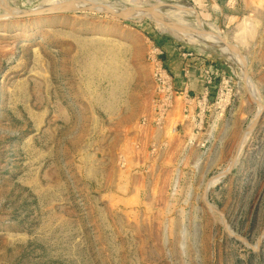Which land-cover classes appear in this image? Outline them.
<instances>
[{"label":"rangeland","instance_id":"obj_1","mask_svg":"<svg viewBox=\"0 0 264 264\" xmlns=\"http://www.w3.org/2000/svg\"><path fill=\"white\" fill-rule=\"evenodd\" d=\"M43 1L0 0V14ZM105 1L191 6L185 21L244 59L150 17L0 16V264H264V0H231L223 18L215 0ZM161 41L207 49L222 73L204 154L156 166L132 136L149 122L148 53Z\"/></svg>","mask_w":264,"mask_h":264},{"label":"crops","instance_id":"obj_2","mask_svg":"<svg viewBox=\"0 0 264 264\" xmlns=\"http://www.w3.org/2000/svg\"><path fill=\"white\" fill-rule=\"evenodd\" d=\"M215 1L217 6H222L221 18L225 17L223 13L228 10L238 11L236 8L233 9L231 0ZM210 4L213 8H217L211 0ZM206 11H209V9H206ZM161 42L160 44L165 49V59L174 73L175 85L180 91V95L177 97L175 106L169 112L164 124L161 126L153 125L152 112L156 92L155 86L152 85L154 86V93L149 102L150 109L143 116H148L149 122L146 124L143 121L142 125L137 126L138 130L132 136L142 144L149 143L153 158L152 162L156 166L169 164L173 161V156L180 151H202V155L204 154L203 141L206 135L202 130V125H197V121H199L197 99L203 91L202 70L205 67H212L215 71V79L210 86L209 99L217 95V85L222 73L221 63L216 60L210 61L205 54L208 51L207 49L197 51L172 41ZM185 66L188 67L187 73H185ZM187 93L189 100L185 97ZM221 123H223L221 119L216 118L214 121V124Z\"/></svg>","mask_w":264,"mask_h":264},{"label":"built area","instance_id":"obj_3","mask_svg":"<svg viewBox=\"0 0 264 264\" xmlns=\"http://www.w3.org/2000/svg\"><path fill=\"white\" fill-rule=\"evenodd\" d=\"M165 49L156 44L148 53V61L151 65L152 75L155 83V99L153 103L152 112V124L161 126L164 124L166 117L171 109L175 106L177 97L180 95V91L175 85V76L167 66L165 60ZM188 67L185 66V73H187ZM215 79V71L212 67H205L202 70L201 80L203 82V91L200 97L197 99L199 104L197 125L204 123V113L206 105L209 100L210 86ZM187 100H189L188 93L185 94ZM188 103V102H187ZM147 118H144V122Z\"/></svg>","mask_w":264,"mask_h":264},{"label":"bare ground","instance_id":"obj_4","mask_svg":"<svg viewBox=\"0 0 264 264\" xmlns=\"http://www.w3.org/2000/svg\"><path fill=\"white\" fill-rule=\"evenodd\" d=\"M76 0H44L41 5L37 6L33 10L42 9L49 6H55L63 3H69ZM78 1V0H77ZM92 3H95L104 9H124L127 10L128 13L126 15L127 18L132 20H141L144 17H150L156 20L158 23H160L162 26L167 28L168 30L174 32L176 35L185 38L190 41H194L197 43H206V44H215L217 46H224L225 44L223 41H219L218 39L214 38L210 32L200 31L199 29H195L198 31V37L192 35V31L190 30L193 28L189 23L185 21L186 15H193L197 16L196 12L194 11V8L188 5H178V6H159V7H150L151 10L155 13H148L145 11L143 7H134L135 10L129 11L128 9L131 7L126 6L125 3H115V2H109L105 0H87ZM85 5H81V7H84ZM133 9V8H132ZM31 10H17V12H11L9 10L5 11V13L0 14V16L6 15L8 17L16 16L17 15H24L27 12ZM22 12V13H20ZM5 17V16H4ZM197 18V17H196ZM167 21V23H166ZM194 29V28H193ZM213 32V31H212ZM224 44V45H223ZM228 48V47H227ZM229 52V51H228ZM231 55V54H230ZM240 57V56H239ZM259 111V110H258ZM258 114V113H257ZM247 135V134H246Z\"/></svg>","mask_w":264,"mask_h":264},{"label":"water","instance_id":"obj_5","mask_svg":"<svg viewBox=\"0 0 264 264\" xmlns=\"http://www.w3.org/2000/svg\"><path fill=\"white\" fill-rule=\"evenodd\" d=\"M81 5H85L84 7H81ZM145 11L148 13H153L155 14L150 7H144ZM129 11H133L135 10L134 8H129ZM70 11H92V12H100V13H109L112 15H117L118 17L121 18H125V19H129L126 17L128 11L124 10V9H119V8H114V9H104L103 7L92 3L90 1L87 0H76V1H72L69 3H63V4H59V5H55V6H49V7H45L42 9H38V10H31L29 12H27L24 15H18L15 17H35V16H41V15H51V14H59V13H64V12H70ZM167 23V21H166ZM190 30H193L192 32L194 33H198L197 30L191 28ZM223 39V38H222ZM223 43L229 48V50L237 53L240 57L243 58V55L241 53H239V51L236 49V47L234 45H232L231 43H229L227 40L223 39L222 40ZM244 59V58H243ZM245 61V60H244ZM244 78L245 81H247L248 79V73H247V63H244ZM250 93V97L252 98V100L255 103H260L259 100L255 99V97L253 96V94L251 93V91H249ZM262 106V105H261ZM261 116V113L255 118V120L253 122H251L250 126L248 127V130L250 132H252L257 124V122L259 121V118ZM242 145L240 144L238 150L236 151L235 157L231 163V165L229 166L228 170L219 174L220 180H222L224 177H226L231 170L233 169L234 165H235V161L237 160V156L239 155V152L241 150ZM207 191L208 188L206 187L205 192H204V197L207 196ZM206 199V198H205ZM207 205L213 209L214 211H216L217 213H219L221 216L224 217V214L220 211H218L217 209H215L210 203L207 202ZM234 237H237L240 240H243L240 236L237 235H233Z\"/></svg>","mask_w":264,"mask_h":264},{"label":"trees","instance_id":"obj_6","mask_svg":"<svg viewBox=\"0 0 264 264\" xmlns=\"http://www.w3.org/2000/svg\"><path fill=\"white\" fill-rule=\"evenodd\" d=\"M159 45H161V44H159ZM162 46V45H161ZM165 58V57H164ZM166 60V59H165ZM166 63H167V61H166ZM167 66L169 67V65H168V63H167ZM169 69H170V67H169ZM171 70V69H170ZM172 71V70H171ZM173 73V72H172ZM174 74V73H173Z\"/></svg>","mask_w":264,"mask_h":264}]
</instances>
